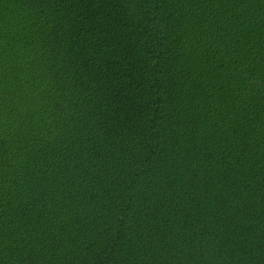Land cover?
I'll use <instances>...</instances> for the list:
<instances>
[{
  "label": "trees",
  "instance_id": "trees-1",
  "mask_svg": "<svg viewBox=\"0 0 264 264\" xmlns=\"http://www.w3.org/2000/svg\"><path fill=\"white\" fill-rule=\"evenodd\" d=\"M0 264H264V0H0Z\"/></svg>",
  "mask_w": 264,
  "mask_h": 264
}]
</instances>
